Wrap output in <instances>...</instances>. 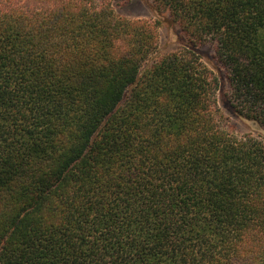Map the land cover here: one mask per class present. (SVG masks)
Returning a JSON list of instances; mask_svg holds the SVG:
<instances>
[{"label":"trees","instance_id":"1","mask_svg":"<svg viewBox=\"0 0 264 264\" xmlns=\"http://www.w3.org/2000/svg\"><path fill=\"white\" fill-rule=\"evenodd\" d=\"M116 1L0 0V264H264V0Z\"/></svg>","mask_w":264,"mask_h":264},{"label":"rangeland","instance_id":"2","mask_svg":"<svg viewBox=\"0 0 264 264\" xmlns=\"http://www.w3.org/2000/svg\"><path fill=\"white\" fill-rule=\"evenodd\" d=\"M99 2V0H96ZM114 9L118 16L128 19H147V20H161L159 28L160 40L159 51L161 53H170L179 49L184 43V35L180 31V27L171 21L168 13H161L160 15L155 10L154 0H127L114 2ZM198 51L202 57L203 62L220 77V91L218 93V110L219 116L223 125L228 130L237 135L248 134L256 131L253 123L239 119L231 110L227 98L225 96L228 89V82L224 68L219 65L215 57V45L212 43L200 46ZM260 132V130H258ZM264 135V134H263Z\"/></svg>","mask_w":264,"mask_h":264}]
</instances>
